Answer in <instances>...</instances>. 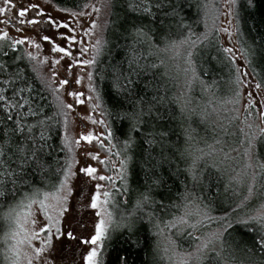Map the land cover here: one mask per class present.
Listing matches in <instances>:
<instances>
[{"label":"snow or ice","instance_id":"obj_1","mask_svg":"<svg viewBox=\"0 0 264 264\" xmlns=\"http://www.w3.org/2000/svg\"><path fill=\"white\" fill-rule=\"evenodd\" d=\"M246 2L255 6V0ZM64 3L57 11L68 19L31 0H0V264H59L54 239H78L69 220L81 205L96 218L94 233L79 238L89 246L76 253L82 264H107L104 253L113 239L127 235L139 245L141 230L157 238L150 243L146 235L144 246L167 264H264V127L252 131L250 123L264 122V37L245 38L239 0ZM117 4L123 11L118 33L93 40L109 27L105 22L101 29L99 14L105 9L114 14ZM222 16L227 26L217 24ZM201 24L205 30L198 34L195 27ZM41 25L54 31L42 40L62 54L52 61L47 80L36 56L17 54L19 45H41L31 37H10L12 26L21 33V26ZM209 45L217 54L197 76L196 57ZM117 49L123 53L119 60L113 55ZM65 58V76L57 82L55 65ZM169 60L184 74V88L199 82L200 102L185 92L168 98V84L179 87L178 76L158 70ZM218 68L227 69L226 79L216 75ZM221 87L227 96L219 95ZM174 103L184 124L179 134ZM225 105L233 106L234 114L225 116L228 124L244 125L232 141L238 146L230 150L224 137L236 134L228 125L217 120L223 136L212 143L197 139L193 127L219 117ZM87 122L103 131L71 134L70 126L86 128ZM97 145L105 158L91 150ZM229 194L240 196L239 202L213 216ZM209 223L217 228L205 231ZM233 232L252 233V243L237 244ZM116 264H127V258L117 255Z\"/></svg>","mask_w":264,"mask_h":264},{"label":"trees","instance_id":"obj_2","mask_svg":"<svg viewBox=\"0 0 264 264\" xmlns=\"http://www.w3.org/2000/svg\"><path fill=\"white\" fill-rule=\"evenodd\" d=\"M52 2L57 8H61L66 6L64 3V0H49ZM189 20L191 21L196 13L195 8L189 10ZM238 11L239 15L241 17L240 28L242 32L245 34V38H251L254 37L257 41H259L262 37H264V0H255V6L252 8H249L247 6L246 0H239L238 4ZM112 15H109L108 24L109 27L107 31H105V37L111 38L114 33H118L120 29V25L123 23V11L120 4H117L116 7L113 9ZM203 25H199L195 27V31L199 34L204 31ZM121 43H123L121 41ZM24 52L23 48L21 46H17V54H20ZM216 50L211 45H209L207 48L202 49V55L200 57H196L194 70L197 76H200L202 72L209 67V57L216 56ZM113 55L115 56V59L119 60L122 58L123 53L120 52L118 49L114 50ZM103 65H106L107 60L103 59ZM158 63V61H157ZM171 60L168 61L166 67L160 68L158 71L168 72L171 76L177 77L178 75L174 72L173 67L171 66ZM216 75L219 76L221 79L227 78V69H223L222 71L218 68ZM200 89L201 86L199 82L197 81ZM178 84L179 87L174 86L172 83L168 84L169 92H168V98L171 99L173 96L178 95L180 92H184V89L180 85V79L178 77ZM39 87V85H37ZM196 99H202L201 93L200 95L196 94ZM219 95L224 97L228 95V91L226 87H221ZM52 97L49 94V100H51ZM171 107L176 112V120L173 122L176 132L182 133V128L184 126L183 122L181 121L180 115H179V106L178 104H172ZM49 113L53 111V109L49 108L47 110ZM217 120L222 122L224 125H228V131L229 133H235V137L228 136L224 137V139L232 142L234 139H237L240 137V133L237 129V125L232 123L231 125L228 124L224 118L220 117H212L207 124H194L193 127L195 128L197 139H203L207 140L209 143L213 142V138L215 136H223V132L220 130V126L217 123ZM182 138V137H181ZM203 146V144L201 145ZM238 146L234 144L231 147ZM227 150V149H226ZM230 150V148L228 149ZM135 187V185H133ZM240 196L237 197H231V194L227 198L223 200V204L221 208H215L212 212L213 216H221L224 215V211H231V207L237 204L240 200ZM257 201L254 199L252 201L253 204H255ZM213 227H217L214 223H209L208 229H212ZM148 236L149 242L156 240L157 238L152 236L151 233H145V231L141 230L138 234V239L140 241L139 245H135L133 243L129 242V238L127 235L119 236L118 239H113L111 242V247L107 249V251L104 253V259L107 261V264H116V257L117 255L125 256L127 258V264H167V262L160 258V256L155 255L152 248L145 247L144 246V238L145 236ZM186 239V238H185ZM183 240L182 243L186 244L188 243L187 240ZM233 241H235L237 244H248L250 245L252 243V233L247 234H241L237 232H233L232 238Z\"/></svg>","mask_w":264,"mask_h":264},{"label":"rangeland","instance_id":"obj_3","mask_svg":"<svg viewBox=\"0 0 264 264\" xmlns=\"http://www.w3.org/2000/svg\"><path fill=\"white\" fill-rule=\"evenodd\" d=\"M31 2L40 4L42 6V8H44L45 11H47L50 15H52L54 17H62V18L68 19L66 14L61 12V11H57L58 8L49 0H48V3H45V0H31ZM92 2L95 3V0H92ZM95 18H96V14L93 13L92 19H95ZM108 19H109L108 10H106V9L102 10L101 13L99 14V19L97 20V23L101 26V29H103L105 22H108ZM81 22L85 23V26H87V23L84 20H82ZM217 24L221 25V26H227V18L222 16L221 19L219 21H217ZM73 26L75 27V23H73ZM21 27H24L25 30L21 33H16L15 26H12L11 31H10V37H16V38H22L25 36L31 37L35 41V43H38L41 45L40 49H36L31 44H24V45H19V46H21L23 48L24 52L25 51L30 52L34 56L37 57V60L34 63H37L40 65L39 71L44 76V78L47 80L52 75V61H54L55 59H61L62 54L51 52L50 51L51 46L47 42L43 41L41 37L43 35H50V36L54 35V31L49 30L47 25H41L39 27H26V26H21ZM41 29H43V31H41ZM60 31H66V30L61 29ZM37 33H39V35H37ZM101 34L105 35V31L103 33L101 31H97L96 36H94L92 39L95 40ZM85 39H87V38H85ZM233 40H235V37H233ZM220 41H222L225 44V46H229L227 44V37L221 36ZM57 43L62 45V46H66L65 41H63V40H58ZM237 55H239V53H237ZM45 59H47L48 63H42L43 61H45ZM67 62L68 61L65 58V59L61 60L60 65H55V68L59 73V75L56 77L57 82L59 81V79H61L65 76V71H64L63 65H65ZM180 63L182 64V62H180ZM237 63L242 64V60H238ZM170 64L173 67L172 69H174V72L178 75V77L180 79V85L184 89V92L187 95H189L193 101L200 102L201 99H198V100L196 99V96H197L196 94L200 95V93H201V89H200L197 81L196 80L191 81L190 90L187 88H184V86H183L184 82H185L184 74L179 71L176 61H171ZM73 71L76 72V71H79V69L73 68ZM54 86H58V83H57V85H54ZM73 87L78 88V86H75V85H73ZM61 98H64L63 93H61ZM68 99H69V102H72L71 98H68ZM232 107H233L232 105H225L223 107L222 111L220 112L219 117L220 118L223 117L224 120H226L228 122V120L225 119V116L226 115L231 116L234 114L232 111H230L232 109ZM77 110L87 114L85 111V106H78ZM96 118L98 119L99 117H96ZM241 119H243V115H241ZM233 123L237 125V129H239V127H244V125H242L239 120L234 121ZM250 123L253 124L252 131H256L257 127H264V122L260 121L259 119L254 118L252 121H250ZM70 131H71L72 135H76L80 131H93L94 133H99V132L103 131V129L99 125L93 126L90 122H87L86 128L81 127V128H75L73 130L70 126ZM245 131L247 132V131H249V129H247L245 127ZM233 145L234 144L232 142H230V144H227L224 147H225V149L228 150ZM235 147H237V146H235ZM91 150L93 152H98L102 159L105 158L104 152L99 149L98 145L95 147H92ZM240 151L242 152L243 149H241ZM232 155L239 157V153L234 152V153H232ZM91 163H93V166H97L95 164V162H91ZM99 167L101 168V172H102L103 166H99ZM93 183H95V182H93ZM101 183H103V182H101ZM95 219L96 218L94 217V212L90 208H84L81 205L75 209L72 217H70L69 223L71 224V230L78 237V239L77 240H68V239L62 238L59 241H56L54 239V246L56 248L55 255L57 257V260L59 261V264H73V262H75V264H82V261L80 260L79 255L76 253L78 252V250H83L84 252H86L88 250L89 246L80 244L79 238L80 237H88L94 233L93 220H95ZM78 221H83V223L85 225H87V227H82L78 223ZM216 228L217 227H213L212 229L210 228L209 230H215ZM205 231H208V230H205ZM185 240H187V239H185ZM183 245L185 247H187L188 243L183 244Z\"/></svg>","mask_w":264,"mask_h":264}]
</instances>
